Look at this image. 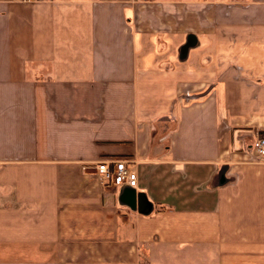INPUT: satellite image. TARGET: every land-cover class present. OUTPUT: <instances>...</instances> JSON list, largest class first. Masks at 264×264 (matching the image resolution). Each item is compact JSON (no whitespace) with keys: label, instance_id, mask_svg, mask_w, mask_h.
I'll return each mask as SVG.
<instances>
[{"label":"crops","instance_id":"crops-1","mask_svg":"<svg viewBox=\"0 0 264 264\" xmlns=\"http://www.w3.org/2000/svg\"><path fill=\"white\" fill-rule=\"evenodd\" d=\"M261 136L264 0H0V264H264Z\"/></svg>","mask_w":264,"mask_h":264},{"label":"built area","instance_id":"built-area-1","mask_svg":"<svg viewBox=\"0 0 264 264\" xmlns=\"http://www.w3.org/2000/svg\"><path fill=\"white\" fill-rule=\"evenodd\" d=\"M27 2L29 0H17ZM33 1V0H32ZM253 151L258 162L264 163V137H257L253 143ZM92 169L96 172L100 185L106 187L137 186V176L126 167L122 160H104L97 163L94 167H84L86 171Z\"/></svg>","mask_w":264,"mask_h":264},{"label":"trees","instance_id":"trees-1","mask_svg":"<svg viewBox=\"0 0 264 264\" xmlns=\"http://www.w3.org/2000/svg\"><path fill=\"white\" fill-rule=\"evenodd\" d=\"M261 137H264V136H261Z\"/></svg>","mask_w":264,"mask_h":264}]
</instances>
